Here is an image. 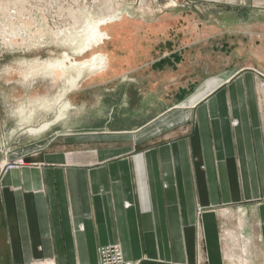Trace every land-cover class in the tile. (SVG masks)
Segmentation results:
<instances>
[{
  "label": "crops",
  "instance_id": "crops-1",
  "mask_svg": "<svg viewBox=\"0 0 264 264\" xmlns=\"http://www.w3.org/2000/svg\"><path fill=\"white\" fill-rule=\"evenodd\" d=\"M166 62L163 68L157 60L155 78H173L177 66ZM246 75L248 83L235 75L233 86L225 87L229 78L191 107L178 104L187 97L184 90L178 95L163 80L155 84L153 102L140 88L131 105L127 85L120 114L89 128L82 119L72 139L32 157L40 165L3 173L0 264H100V248L111 243L129 261L147 256L142 264H195L199 204L206 208L201 218L208 264H234L236 246L227 250L222 243L235 236H223V228H237L238 205L252 192L260 196L258 174L264 182V124L254 74ZM161 136L165 142L140 150ZM6 151L0 149V163L15 155ZM257 208L260 230L246 231L240 264H264V203Z\"/></svg>",
  "mask_w": 264,
  "mask_h": 264
},
{
  "label": "rangeland",
  "instance_id": "rangeland-1",
  "mask_svg": "<svg viewBox=\"0 0 264 264\" xmlns=\"http://www.w3.org/2000/svg\"><path fill=\"white\" fill-rule=\"evenodd\" d=\"M106 1L111 2L30 0L25 9L31 10V16L14 12L10 25L0 15V25L5 27L2 30L24 42L10 46L11 41L3 42L0 33V149L6 146L7 156L15 154L2 160L1 167L5 163L11 166L6 165L0 176L12 169L40 165L32 157L39 150L56 149L57 143L67 137L72 139L81 132L82 119L89 128L108 116L120 114L127 85H131V105L136 102L135 93L140 88L153 102V92L158 86L155 84L163 80L164 86L172 85L170 90L178 91V95H182L180 89L184 90L187 97L178 104L191 107L229 78L225 87L233 86L239 78H233L235 75L244 77L248 83L246 74L251 72L264 124V0H113L115 10L103 14ZM5 2L10 6L14 0H0L1 5ZM60 6L63 10L66 7L63 13ZM46 8L50 13L44 11ZM73 9L86 13L87 19L80 26L69 25H73L69 16V10ZM170 59L177 66L173 78L169 80L168 74L155 78L157 60L165 68L166 60ZM96 60L99 68L85 72L78 86L67 94L69 80ZM132 69L141 70L140 77V73L132 74L131 78L122 76ZM90 86L93 89L83 91ZM176 111L180 113L181 108ZM188 117V113L177 116L171 124ZM45 118L53 119L44 122ZM238 123V118L232 121L234 126ZM262 129L264 139V125ZM15 131L24 132L11 140ZM161 142H165L163 137H157L141 145L140 150ZM258 146L261 148V143ZM258 180L260 196L255 197L252 192L251 199L243 200L237 207L240 215L237 228H231V232L226 230L227 225L223 228L226 231L223 236H235L232 242L227 238L222 243H228L227 250L230 245L236 246L234 264H240L245 256L241 250L245 249L246 231L258 235L260 230L257 207L264 203L261 174ZM197 210L199 254L195 264H208L201 218L206 208L199 204ZM147 259L144 256L132 262L142 264Z\"/></svg>",
  "mask_w": 264,
  "mask_h": 264
},
{
  "label": "bare ground",
  "instance_id": "bare-ground-1",
  "mask_svg": "<svg viewBox=\"0 0 264 264\" xmlns=\"http://www.w3.org/2000/svg\"><path fill=\"white\" fill-rule=\"evenodd\" d=\"M21 0H14L13 3L9 4L10 6H8V4H6V2L0 6V15L3 14V17H4V23L6 25H10L12 24V21H14V19L12 18L13 16V13L16 12V14H19L20 16L21 15H29L31 13V10L29 9H25V6H27L29 3H30V0H22L23 4L20 2ZM34 1V0H33ZM61 1V0H60ZM76 1V0H74ZM11 2V1H10ZM9 2V3H10ZM17 2H20V3H17ZM111 2H113V0H111ZM108 3L106 1V4L104 5V9H102L101 11L103 12V14L107 13V12H110V11H114L115 8L113 7V3ZM2 3V2H1ZM37 3V2H36ZM74 3V2H73ZM21 4L20 6V9L18 10L17 7L18 5ZM27 4V5H26ZM32 4V3H31ZM71 4V3H69ZM76 4V3H75ZM73 4V5H75ZM80 5V4H79ZM32 6V5H31ZM34 6V5H33ZM38 6V5H37ZM72 6V5H71ZM59 8V7H58ZM66 8V7H65ZM64 8V10H65ZM70 8V7H69ZM68 9V8H67ZM67 9H66V12H67ZM60 10H61V13H63V9H62V6H60ZM110 10V11H109ZM13 11V12H12ZM18 11V13H17ZM45 12H49L50 13V9L49 8H46L44 10ZM59 11V10H58ZM78 11V10H77ZM76 9H73V10H69V16L70 18L72 19L73 21V25L70 23L69 25L75 27V26H80L81 24H83L85 21H86V13L85 11H80V12H77ZM48 13V14H49ZM57 15V14H56ZM31 16V14H30ZM62 18V15H59V18ZM58 17V16H57ZM10 27V26H9ZM8 27V28H9ZM5 27H3V24L0 25V33L3 34L4 36V41L3 42H10V46H20L21 44H23L24 42L20 41V40H16L14 37L10 36L8 34V32H5V30H2L4 29ZM13 28V29H12ZM11 29L14 31V25ZM62 33V32H59V34ZM22 40H25V39H22ZM98 66V61H94L91 65H89L87 67V69L84 68V70H80L78 73H76L75 77L74 78H71L69 81V88L65 90V92L68 94L69 91H71L73 88H76L78 86V83L79 81L81 80V78L83 77L84 73L87 72L88 70H95V69H98L99 67ZM82 76V77H81ZM210 91V90H209ZM66 97V96H65ZM199 97V96H198ZM7 152V151H6Z\"/></svg>",
  "mask_w": 264,
  "mask_h": 264
},
{
  "label": "built area",
  "instance_id": "built-area-1",
  "mask_svg": "<svg viewBox=\"0 0 264 264\" xmlns=\"http://www.w3.org/2000/svg\"><path fill=\"white\" fill-rule=\"evenodd\" d=\"M10 163H5L3 169L11 166ZM100 264H135L132 261H127L124 257L122 248L117 244H108L100 248L99 251Z\"/></svg>",
  "mask_w": 264,
  "mask_h": 264
}]
</instances>
